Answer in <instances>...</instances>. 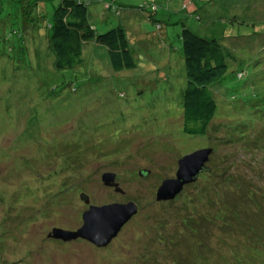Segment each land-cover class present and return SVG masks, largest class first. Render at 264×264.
<instances>
[{
	"label": "rangeland",
	"instance_id": "1",
	"mask_svg": "<svg viewBox=\"0 0 264 264\" xmlns=\"http://www.w3.org/2000/svg\"><path fill=\"white\" fill-rule=\"evenodd\" d=\"M41 1L47 20L58 0ZM86 1L96 31L124 27L133 68L112 70L105 48L88 42L80 65L55 69L44 26L22 0H0V264H264V199H232L240 221L213 216L221 169L245 178L242 193L264 194V0H113L117 14ZM181 23L236 60L212 84L211 138L181 131ZM203 146L213 149L204 169L156 201L176 160ZM127 201L136 212L105 246L46 236L77 229L88 205Z\"/></svg>",
	"mask_w": 264,
	"mask_h": 264
},
{
	"label": "trees",
	"instance_id": "2",
	"mask_svg": "<svg viewBox=\"0 0 264 264\" xmlns=\"http://www.w3.org/2000/svg\"><path fill=\"white\" fill-rule=\"evenodd\" d=\"M97 1L103 3L102 7L104 9L117 14V7L113 0ZM22 2H24L22 10L28 14H32L34 24L37 27L43 25L45 28L46 46L53 55L52 65L55 69H73L80 65L83 47L87 46L88 42H91L93 45H101L105 48L112 70L120 71L135 66L133 53L129 48L130 43L126 37L124 27L121 24H116L102 32L96 31L88 21V2L86 0H58L57 4L52 7L47 20L44 19L42 8H40L41 0H22ZM143 5L137 8L148 7L150 11L146 15V19L155 22L151 15L155 12L156 7L154 5L148 6L145 3ZM195 17L196 15L193 16V18ZM155 27L158 30L160 29L159 24H156ZM178 38L180 40L185 77V85L181 93V131L189 136L211 138L210 133H212V128H214L211 120L215 110L212 84L218 83L223 79L230 62L235 63L236 60L233 53L224 47L218 38L214 36H200L183 23H181ZM231 74L240 79L243 72L238 70L235 73L234 71L231 72ZM210 123L212 128L209 127ZM208 148L211 149L210 153L213 152L211 147ZM261 148L262 150L259 148L258 150L262 153L264 152L263 144ZM196 149L200 148L197 147L193 150ZM225 171L221 169L220 177L224 194L219 199L221 200V204H219L217 211L213 215L214 220L216 221L219 217L227 214L229 218L240 221V205L236 209L232 199L238 198L241 200V197L245 198V193L249 191L250 193L247 195L248 199H245L253 202L254 196H259L258 199L262 200L264 199V194L258 193L256 187L242 193V185L240 183L245 178L229 175V171L225 174ZM228 199H230L229 202ZM232 213H235L238 219L231 217ZM165 240L166 245H168L170 239L166 237ZM252 251L255 252L256 250L252 249ZM259 257L263 261L264 256ZM235 260L238 261L237 256H235Z\"/></svg>",
	"mask_w": 264,
	"mask_h": 264
},
{
	"label": "water",
	"instance_id": "3",
	"mask_svg": "<svg viewBox=\"0 0 264 264\" xmlns=\"http://www.w3.org/2000/svg\"><path fill=\"white\" fill-rule=\"evenodd\" d=\"M210 151V148L203 147L177 159L174 177L161 181L155 191L156 201L172 199L184 184L193 181L204 169L203 164L207 161ZM101 178L104 184L113 186L114 190L119 192L114 174L104 173ZM79 197L87 203L85 195L80 193ZM135 212L136 206L131 201L100 206L88 205L80 214L81 225L77 229L70 231L53 227L46 236L62 241L83 238L96 247L105 246Z\"/></svg>",
	"mask_w": 264,
	"mask_h": 264
},
{
	"label": "flooded vegetation",
	"instance_id": "4",
	"mask_svg": "<svg viewBox=\"0 0 264 264\" xmlns=\"http://www.w3.org/2000/svg\"><path fill=\"white\" fill-rule=\"evenodd\" d=\"M203 147H205V146H203Z\"/></svg>",
	"mask_w": 264,
	"mask_h": 264
}]
</instances>
